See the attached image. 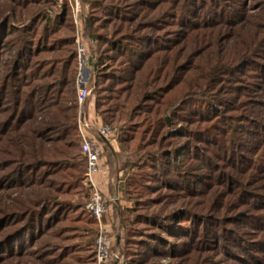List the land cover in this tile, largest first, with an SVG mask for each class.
<instances>
[{"label":"rangeland","instance_id":"rangeland-1","mask_svg":"<svg viewBox=\"0 0 264 264\" xmlns=\"http://www.w3.org/2000/svg\"><path fill=\"white\" fill-rule=\"evenodd\" d=\"M36 1L40 4L29 9L45 11L42 17L62 6L63 11L58 15H66V22L63 27L51 22L46 31L41 17L30 23L24 10L14 9L18 23L6 25V45L0 47V87L12 71L17 51L14 44H18L17 38L24 29L20 27L25 25L27 31L32 32L26 36L31 40L28 49L34 44L30 51H44L39 56L33 54L27 65L34 67L36 61L45 59V85L56 81L55 75L60 71L56 62L48 68L50 60L58 57L52 54L51 48L65 46L67 37H73L76 55L79 36L92 59L87 85L89 97L85 103L100 100L105 103L103 110L122 107L126 96L120 80L126 65H121L124 60L118 59L117 54H110L104 48L106 54H102L103 62L98 66L97 41L89 38L85 30V20L90 14L87 0H78L77 14L76 0ZM169 1L101 0L102 7L93 18V22L104 29L102 32L98 28L103 33L101 41L107 45L113 39L121 41L124 37L136 36L134 29L145 28V23L156 17L148 3L151 9L161 3L164 22L157 23L160 25L157 30L142 31L148 38L140 51L159 46L169 50V41L173 40L174 52L170 58L177 66L190 56L192 77H201V71L204 72L219 50L227 45L246 51L252 48L253 56L232 63L223 76L216 78L217 94L182 81V78L174 80L167 90L155 93L152 87L146 86L139 95L143 98L138 97L124 106L126 115L121 112L119 119L126 123H107L115 128V136L109 140H115L118 149L119 131L131 142L115 155L117 170L122 169L116 181L120 195L108 199L100 190L106 207L101 224L111 239V257L105 264H264V22L258 18L264 12V0H206L207 11L214 15L209 19L211 25L208 26L212 27L202 30H196L197 18L210 15H206V10L203 13L197 12V7L192 8L199 5L200 0H180V9H185V3L190 7L180 15L167 6ZM236 2L239 11H247L251 18L245 22L239 18L240 24L236 26H218L224 12L227 18ZM140 6L146 9L143 19H138L136 14ZM242 7L245 8L242 10ZM11 9L7 3L0 2V16L6 17ZM56 30L59 32L52 37ZM217 31L219 34H213ZM256 31L261 34L254 41ZM213 37H216L214 45L210 43ZM202 38L209 42L205 46L208 52L203 55V50L196 49ZM155 41L159 44H154ZM148 52L150 55L152 51ZM55 67L56 72L49 75ZM152 69L154 67H150ZM150 70L145 68L141 72L142 84L149 85ZM30 74L24 70L19 73L20 77L26 75L23 82L30 79ZM24 85L20 87L17 82L16 90L27 91L28 88L22 89ZM75 87V96L65 92L67 100L74 97L76 101V76ZM3 89H0V264H91L87 243L94 244L96 239L84 229V220L89 218L84 217L89 193L82 181L84 190L79 195L80 184L69 179V176L83 178L80 156L67 163L73 171L58 167V160L54 158L39 157V142L31 134L37 114L34 116L26 109L29 108L27 102L35 103L37 98L13 104L14 96ZM55 93L49 90L46 97H57ZM29 95L32 96L27 93ZM116 98L121 99L116 102ZM76 107L77 125V102ZM152 109H161L157 122L150 118L153 117L149 114ZM45 135L53 137L50 133ZM76 135L81 145L78 126ZM224 136L228 141L225 144L227 152L216 150L217 141ZM102 151L108 149L101 141L100 157ZM18 204L28 209L22 216L24 222L29 215H38L27 236L23 231L7 241L6 233L16 225L12 221L21 209ZM12 214L15 215L13 219ZM38 217L42 218L40 225ZM24 222L20 227H25ZM96 224L99 230L97 221ZM38 227L40 230L36 234ZM7 249L10 251L5 254Z\"/></svg>","mask_w":264,"mask_h":264},{"label":"trees","instance_id":"trees-1","mask_svg":"<svg viewBox=\"0 0 264 264\" xmlns=\"http://www.w3.org/2000/svg\"><path fill=\"white\" fill-rule=\"evenodd\" d=\"M225 1L226 0H224V2ZM0 2L4 4L7 3L13 8L11 9L12 10L11 12L7 13L8 15L6 17L0 16V47H4L6 45V40H7V37H6L7 32L5 31L6 25L10 23L11 24L18 23L15 21L14 9L16 10L19 9L21 11L24 10L23 12L26 15H28V17L30 18L29 19L30 23H35L36 21H38V16L41 17L42 18L41 20H43V23L46 24L44 27V30L46 31H47L48 25L51 24V22L58 23L57 27H63L64 26L63 24L66 22V15L64 16L58 15L59 14L58 12L63 11L62 6H59L58 9L54 13H51L50 11H48L50 13L49 16L42 17V14H44L45 11H40L38 9H37L38 11H33V9H29L31 6H32L31 8H33L34 6H37L40 4L36 0H33V1L32 0H0ZM87 2L89 3L88 5L90 8V14H89V17L85 20V30L89 38H93L94 40L97 41V55L96 53L95 55L97 56L98 66L101 65L100 63L103 62L102 57L105 56L106 54L104 52L105 49H108V53L110 54L112 53L117 54L118 59L122 58V60H124L123 63H121V65H126V68L122 71L123 79L120 80L121 83L123 84V87H122L124 90L123 94L126 96L124 99L125 103L122 104V107L118 109L115 107H108L103 110L101 108H103V106L105 107V103L103 104V102L100 100L94 103L95 112L101 117L102 123L106 125L107 123L110 124V123H115L117 121H120V123L125 122V120L119 119L120 115L122 114L121 112H123L124 114L123 116L126 115L124 113L125 112L124 106H127L126 104L129 103L130 101H133V100L135 101L138 97L143 98V96L140 97L139 95L142 93L143 91L142 89H144L146 86L152 87L153 93H155L162 89L167 90V86H169L174 80H179L182 78L181 79L182 81L183 80L189 81V83H192L193 85L197 84L198 86H201V88H203L205 91L208 90L210 92H214L215 94H217L219 92V89H217V86H215L216 82L218 81L216 78L223 76L225 74L224 72H227L229 70L228 68L229 66L232 65V63L234 62L240 63L242 60L248 59L253 56L252 48L250 51L249 50L246 51V49L241 50L239 46L227 45L224 48L219 50V53L217 57H215L214 62H212V64L209 67L205 68L204 72L201 71V77L199 76L192 77V74H191L192 72L189 71V69L192 66V64L189 63L190 56L185 61H182L181 64H178L177 66L174 60L170 58V56H172V53L174 52L172 49L173 47H171L173 40L169 41L170 42L168 44L169 50L166 48H161L159 46V47H155L154 49L148 50V51H152L150 55H148L150 53L148 51H144V52L140 51L141 49L140 46L144 44L148 38V35H142L143 33L142 31L157 30L156 28L160 26L157 23L164 22V19H163L164 13L162 12V7L160 6L161 3L156 5L154 9H151L148 3V8L151 11H153L154 14H156V17L154 18L152 17V20L150 23H145L146 24L145 28L134 29L133 32L134 34H137L136 36L134 37L129 36L130 38L124 37L121 41H117V39H113L106 45V44H103V42L101 41L103 33L101 34L100 31L98 30L99 23L93 22L94 16L98 15L100 11L99 7H102L101 0H87ZM52 4H54V2ZM146 4L147 3H145L144 5ZM179 4H180V0H178V2H173L170 0L167 6H170V9L172 11L174 10L178 15H180V13L182 12L184 13V10L186 12V10L190 9L187 3L183 5V7L185 8L183 10L180 9ZM206 4H207L206 0L204 1L200 0L199 5H194V7H192V8H196V7L199 8L197 12L201 10V12L204 13V11L206 10L205 11L206 15H210V16H205V18L203 19L197 18L199 20L197 25L195 24V21L192 22L193 24L196 25L195 26L196 30H200V29L202 30V28L204 27H206L207 29L212 27L208 25H211L209 23V21L211 20L209 19L213 17L214 13L211 14L207 11ZM243 8L245 7H242V10ZM145 11H146L145 7L140 6L138 11H136V14H138L137 18L143 19ZM226 16H227V13L224 12V17L220 21L219 23L220 25L218 26H222L223 24L224 25L231 24V26H236L240 24L237 21L239 18L244 20V22L251 18L247 15V11H239V3L237 2L234 3L232 13H230L227 18ZM258 18L260 21L264 22V12L263 11H262V15ZM207 20H208V23H205L207 22ZM181 22H182L181 18H178V24H181ZM253 28L255 27L253 26ZM21 29L23 30L21 31V33L19 34V37L17 38L18 44L16 45L14 44L15 46L14 48H16L17 51L13 57L12 71L10 74L9 73L7 74L6 76L7 80L4 79L2 81V85L0 89L4 88L3 92L8 91L11 95L14 96L13 98H15V102H13V104L17 102V104L20 105L22 103L27 102L29 98H34V97L37 98V102L35 103L27 102V105H29V108L27 107L26 109L30 110L32 115L34 116L37 114L35 118L36 126L34 127L33 132L31 134H33V136L36 137V139L38 140L36 141L39 142L37 145L41 152L39 157H43L44 159L46 157L54 158L58 160V163H57L58 167L62 166L64 168H67V170L71 169L73 171L71 167H67V163L71 161L72 159H75L79 155L81 158V164L83 167L82 172L84 176L85 161L81 155L80 143L78 145L79 140L76 135V131H77L76 101L74 97H72L71 100H67L64 97L65 92L69 93L71 96H75V93H76L75 76H76V66L77 65H76V55H75L73 37L71 38L67 37L68 44H66L65 46L63 45L58 48L55 46L54 48H51L52 54H57L58 57L54 58V60H50V63L51 62L52 63L51 65L49 63L48 68L50 69L53 66L52 65L53 62H56V65L60 66V71L58 75H55L56 81H53V83H50V85H45L43 83V81L46 80V71H43V69L45 68V64L43 63L45 59L42 61H36L34 67H29L27 65L28 61L31 59L33 54L34 56L35 54L39 56L44 51L40 49L36 51H30L31 48L34 46V44L31 46V48L28 49V45L30 44L31 40H30V37H26V36L28 34H32V32L30 33L29 31H27V28L25 27V25H22V27H20V30ZM99 29L102 32H104L103 27H100ZM58 32L59 30H56L55 33L51 34V36L52 37L55 36ZM213 34L215 35L219 34V31ZM255 34L254 36H257V37L254 39V41L259 38V35L261 33L257 32V35ZM127 38H129V40H127ZM215 41H216V37H213L210 43L214 45ZM154 44H159V43L158 41L157 42L155 41ZM208 44L209 42H207V39L202 38L198 41L196 49L203 50L201 53L203 55L204 53L208 52V50L205 47ZM68 47L69 49H65ZM146 55H148L146 57L147 59H145ZM150 60H151L150 64L147 65L146 62H149ZM21 63L23 65H21ZM150 67H154V69L150 70ZM145 68H148V70H150L148 73V75L151 77L148 83L149 85H147L146 83L142 84L140 81L141 79L140 74ZM165 68H167L168 70L164 71ZM23 70L25 72L31 73L29 75L30 79L26 80V82L22 81V79L26 77V75H22V77H20L19 75V73ZM54 70L55 71L53 73L50 72L49 75H53L56 72L57 70L56 67L54 68ZM161 80H163V82H160ZM15 82L16 83L18 82V85L20 87L23 86V84H25L24 87H22V89L28 88V90L27 91L16 90L17 86ZM34 82H39V83L38 85H33ZM100 83H101V80H99L98 85ZM157 83H158V86H157ZM49 90L50 91L55 90L56 91L55 94H57V97H46L47 96L46 94ZM27 93L32 94V96L31 95L27 96ZM10 98L13 99L12 97ZM120 99L121 98H116L114 99V101L118 102ZM160 110L152 109L151 111H149L150 112L149 114L153 115V117H150L153 122H157L160 119V115H159ZM149 114L147 113V116H149ZM25 124L26 123H24V125ZM46 133H50L53 137H46L45 135ZM121 134H124V133L119 131L118 132L119 151H123L124 147L127 146L131 142L129 139L122 137ZM226 139L227 137L224 136L220 140L217 141L216 150L218 151L226 150V152L228 151L227 149H225V144L228 142L226 141ZM74 170L79 175L80 172L77 169H74ZM69 179H71L73 182L77 184H80V187L79 185L77 186L79 187L78 189L79 191L77 193L79 195L83 194L84 189L83 187H81L83 178H80V176L78 177L69 176ZM118 193L120 194L121 192L118 190ZM88 200H89V194L87 195L86 203L88 202ZM86 203H85V206H86ZM18 205L20 206L21 209H18L19 211H17L18 215L16 219H13L15 218V215L12 214L13 215V217L11 218L13 219L12 222H14V224L16 225L13 227L11 231L6 233L5 237L7 241H10L18 237L23 231H25L26 236H27V234H29L28 232L32 228L31 224L35 221V218L38 215L37 213H35L34 215H29L27 220L24 222L25 217H22V216L28 212V209L27 207H24V205H21V204H18ZM9 216L10 215H7L8 218ZM88 216H89L88 220H86V222L84 220V229L86 232H90L91 234H93L94 238L96 239L98 235V228H97L96 220L93 218L92 214L86 209V207H84V217H88ZM46 221H50V220L47 219ZM21 222L26 223L24 228H22V226L20 227ZM40 222H42V218L38 217L37 223L39 225H40ZM39 230H40V227H38L36 234L37 232H39ZM31 235H33V233H31ZM83 238H86V237H83ZM87 246H88L87 249L90 250V254H91L90 256L91 264H95V243L94 244L87 243ZM9 251L10 249H7L4 253L7 254L9 253Z\"/></svg>","mask_w":264,"mask_h":264},{"label":"built area","instance_id":"built-area-1","mask_svg":"<svg viewBox=\"0 0 264 264\" xmlns=\"http://www.w3.org/2000/svg\"><path fill=\"white\" fill-rule=\"evenodd\" d=\"M75 3L77 4L78 0ZM75 12L76 14L78 13V4ZM91 60L86 44H83L78 36L76 38V102L79 105L77 126L81 139L80 152L85 161L83 186L87 188L89 193V200L85 207L95 218L99 226L95 241L97 264H105L111 257V239L101 224V217L106 212V207L97 185V177L100 172L101 141H109V139H112L115 136V128L102 123L95 130L97 139L88 136L91 123L83 116L82 106L89 97L87 85L91 74Z\"/></svg>","mask_w":264,"mask_h":264},{"label":"crops","instance_id":"crops-1","mask_svg":"<svg viewBox=\"0 0 264 264\" xmlns=\"http://www.w3.org/2000/svg\"><path fill=\"white\" fill-rule=\"evenodd\" d=\"M85 104L86 105L83 104L82 106V113L83 116L85 115L88 122L91 123L88 136L97 139L95 130L100 124H102V119L95 112V104L93 100H88ZM102 143L108 151H102V156L100 157V172L97 177V183L103 195L109 199L113 198L116 194L120 195L117 191L116 181H118L122 175V170H117L118 161L115 158V155L119 150L117 142L115 140H109L103 141Z\"/></svg>","mask_w":264,"mask_h":264}]
</instances>
